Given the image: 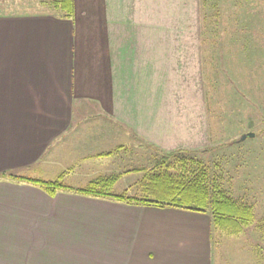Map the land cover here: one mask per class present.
Returning <instances> with one entry per match:
<instances>
[{
    "label": "crops",
    "instance_id": "obj_1",
    "mask_svg": "<svg viewBox=\"0 0 264 264\" xmlns=\"http://www.w3.org/2000/svg\"><path fill=\"white\" fill-rule=\"evenodd\" d=\"M119 2L125 8L133 5ZM124 14L126 21L121 9L120 17ZM149 14L146 8L138 9L136 16L145 21ZM111 18L97 20L78 6L72 17L53 12L0 14V264L233 263L231 246L219 249L223 239L214 234L208 210L130 203L73 190L50 196L31 183L28 186L48 196H40L47 205L27 207L19 198L22 184L9 172L35 169L39 174L44 166L58 164V149L65 147L70 127L84 147L88 144L87 152L77 153L85 166V159L94 157L113 164L88 168L83 174L88 182L121 173L116 185L134 172H128L134 163L128 151L134 148L124 141L127 132L117 136L119 119L162 149L182 143L176 144L172 135V143H165L159 124L162 99L145 88L164 49L142 41L147 27L132 33L125 31L129 24L123 21L125 30L118 31L121 21ZM104 151L110 154L100 155ZM82 161L61 171L77 172L83 169ZM134 173L137 179H129L123 191L143 176L142 171ZM63 193L66 197L57 205L48 204ZM21 230L29 231L27 237Z\"/></svg>",
    "mask_w": 264,
    "mask_h": 264
},
{
    "label": "rangeland",
    "instance_id": "obj_2",
    "mask_svg": "<svg viewBox=\"0 0 264 264\" xmlns=\"http://www.w3.org/2000/svg\"><path fill=\"white\" fill-rule=\"evenodd\" d=\"M128 1L133 5L129 4L127 8L121 7L119 0H74V5L95 15L97 20H104L107 15L112 20L118 19L121 21L118 31L125 30V22L129 24L125 31L131 29L132 33L147 27L145 35L141 36L142 41L145 40L150 48L158 44L164 49L163 54L159 52L163 60L155 65L157 71L153 69V76L145 88L149 94H158L162 99V105L159 104L164 114L159 124H163L165 143L171 144L172 137L176 144L184 142L175 149H184L180 154L186 159V166L183 167V161L172 157L171 171L191 175L204 170L210 185L218 183L230 196L251 205L254 221L240 235L229 234L215 225L214 234L223 239L219 241L220 250L231 246L235 256L230 254L233 255V263L228 264H242V261L244 264H264V0ZM86 3L89 7L84 6ZM145 8L150 13L148 20L138 21V9L140 12ZM121 9L128 17L126 21L125 14L123 17L119 15ZM29 12L65 14L55 6L54 0H0V14ZM114 23L118 24V21ZM108 124L112 125L111 122ZM117 125V136L126 131L124 141L134 148L128 151L134 162L131 167L144 165L151 168L160 157L161 147L157 148L144 134L142 137L135 127L120 119ZM69 131L64 136L65 147L58 149L57 161L60 164L44 166V173L37 174L35 169H27L15 170L14 174L54 179L63 168L75 167L83 159H78V155L82 151L87 152L88 144L82 145L75 134V127H70ZM250 132L254 134L247 135ZM102 140L105 141L104 137ZM85 161L88 164L85 166L82 161L84 166L77 171L79 174L67 171L64 176L66 184L83 187L89 180L83 176L88 168L113 165L106 158L97 160L94 157ZM127 177L114 186L113 192H124L122 188L128 185L129 179L136 180L138 174L133 172ZM15 183L22 184L19 198L24 206L42 208L47 205L40 198L47 196L43 191L28 186L29 182ZM32 186L41 188L35 184ZM139 187L138 183H132L126 191L142 196ZM32 190L36 193H30ZM62 190L70 193L75 189H59ZM11 191L6 189V192ZM63 197H66L64 193L49 200L51 203L48 204L57 205ZM28 232L20 231L26 237Z\"/></svg>",
    "mask_w": 264,
    "mask_h": 264
},
{
    "label": "trees",
    "instance_id": "obj_3",
    "mask_svg": "<svg viewBox=\"0 0 264 264\" xmlns=\"http://www.w3.org/2000/svg\"><path fill=\"white\" fill-rule=\"evenodd\" d=\"M57 8H60L68 17L74 16V0H54ZM159 148V147H157ZM160 157L151 167H136L129 171H142L143 176L138 181L141 195H131L127 191L116 193L113 187L121 173L100 175L90 180L85 186L75 188L65 183V172H61L54 179L43 177H29L18 174H10L18 181H25L38 185L50 196H55L59 189L68 188L89 196L112 197L118 201L138 203L144 205L172 206L205 211L210 209L215 227L229 233L240 234L254 221L253 207L239 202L230 196L218 183L210 185L207 181V173L204 170L191 175L187 173H174L171 171L170 159L175 157L183 161L186 159L182 153L184 149L164 150L159 148ZM110 151L100 155H108ZM193 163L196 161L192 160Z\"/></svg>",
    "mask_w": 264,
    "mask_h": 264
},
{
    "label": "water",
    "instance_id": "obj_4",
    "mask_svg": "<svg viewBox=\"0 0 264 264\" xmlns=\"http://www.w3.org/2000/svg\"><path fill=\"white\" fill-rule=\"evenodd\" d=\"M253 134H254V133L250 132V133H248L247 135L252 136ZM245 137H246V135L243 136V138H245Z\"/></svg>",
    "mask_w": 264,
    "mask_h": 264
}]
</instances>
